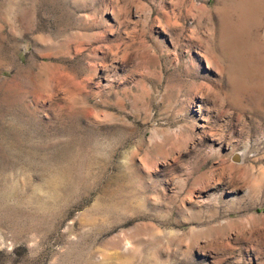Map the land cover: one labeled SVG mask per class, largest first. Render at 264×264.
I'll list each match as a JSON object with an SVG mask.
<instances>
[{
  "label": "rangeland",
  "instance_id": "374dc122",
  "mask_svg": "<svg viewBox=\"0 0 264 264\" xmlns=\"http://www.w3.org/2000/svg\"><path fill=\"white\" fill-rule=\"evenodd\" d=\"M0 264H264V0H0Z\"/></svg>",
  "mask_w": 264,
  "mask_h": 264
},
{
  "label": "water",
  "instance_id": "95a60500",
  "mask_svg": "<svg viewBox=\"0 0 264 264\" xmlns=\"http://www.w3.org/2000/svg\"><path fill=\"white\" fill-rule=\"evenodd\" d=\"M233 158H234L235 160H237V159L239 158V153H235V154L233 155Z\"/></svg>",
  "mask_w": 264,
  "mask_h": 264
}]
</instances>
